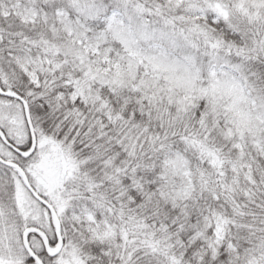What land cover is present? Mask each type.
Segmentation results:
<instances>
[{
    "label": "snow or ice",
    "instance_id": "6c2138e0",
    "mask_svg": "<svg viewBox=\"0 0 264 264\" xmlns=\"http://www.w3.org/2000/svg\"><path fill=\"white\" fill-rule=\"evenodd\" d=\"M0 264H264V0H0Z\"/></svg>",
    "mask_w": 264,
    "mask_h": 264
}]
</instances>
